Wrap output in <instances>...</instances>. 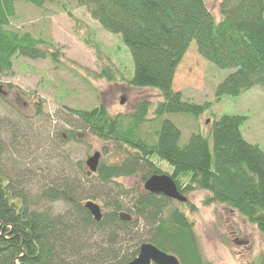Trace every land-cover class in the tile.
I'll return each instance as SVG.
<instances>
[{"label": "trees", "instance_id": "obj_1", "mask_svg": "<svg viewBox=\"0 0 264 264\" xmlns=\"http://www.w3.org/2000/svg\"><path fill=\"white\" fill-rule=\"evenodd\" d=\"M50 1L0 0V76L12 73L14 57L58 61V52L51 44L8 29L17 3L42 8ZM208 1L76 0L128 49L134 66L128 85L156 90L162 101L152 118L160 120L152 143L135 134L146 116V103L139 106L132 128L123 137L102 107L71 112L95 136L119 137L133 151L119 163L100 164L96 172L100 182L139 175L144 183L151 176L166 174L152 162L156 157L173 168L169 176L183 197L193 191L206 192L204 206H224L264 234V153L242 138L245 118L223 116L211 126L210 135L191 134L184 146L179 144V130L170 121H161L163 115L197 118L206 111V106L182 102L180 94L171 90L175 69L192 42L198 54L216 68L234 70L217 87V99L237 97L254 86L264 87V0H221L219 21L209 11ZM4 151L0 142V156ZM2 169L0 160V264H130L142 244L177 257L181 264H209L196 251L192 224L177 208L170 209L171 200L164 196H140L132 204L131 222L117 217L119 203L112 213L95 222L83 208L86 200L96 199L86 183L54 181L33 198L22 186L20 174L13 180L3 175ZM47 199L62 203L64 214L35 209L38 202ZM139 219L148 227L145 236H135L130 242L123 239L132 244L130 253H121L122 248L113 250L118 236L128 237L124 235L129 228L136 229ZM96 234L102 240L93 242ZM250 264H264V259Z\"/></svg>", "mask_w": 264, "mask_h": 264}, {"label": "rangeland", "instance_id": "obj_2", "mask_svg": "<svg viewBox=\"0 0 264 264\" xmlns=\"http://www.w3.org/2000/svg\"><path fill=\"white\" fill-rule=\"evenodd\" d=\"M220 1L207 3L215 16ZM14 12L8 29L51 44L58 52V61L14 57L12 73L0 76V142L5 145L0 156L3 175L15 180L20 174L24 178L22 186L27 187L33 198L54 181L86 183L91 194L98 198L95 202L103 214L112 213L113 206L119 203V213L133 216L132 204L148 194L141 177H121L102 183L97 174H88L91 170L86 162L98 153L100 164H115L127 152H133L119 137L132 128V117L143 103L147 104V114L135 134L148 143L155 141L160 120L154 121L152 113L161 100L160 94L153 89L128 85L134 71L128 49L120 37L104 31L75 0H51L42 8L20 2ZM230 73L201 59L195 42L191 43L173 74L172 89L181 94L183 101L204 105L208 111L195 119L182 114L165 116L179 129L181 146L187 144L191 134L209 133L214 116L216 120L221 116H237L245 118L240 130L242 138L264 153V90L257 87L237 98L224 96L217 102L216 88ZM99 107L117 123L115 131L120 133L117 139L95 136L71 112H88ZM151 160L168 175L173 172L165 161L156 157ZM207 196L203 191L186 195L194 211L185 203L174 200L169 203L170 209L177 208L192 224L195 248L202 261L209 264L262 261L264 234L224 206H204ZM35 209H48L57 215L65 207L55 202L50 207L40 203ZM147 229L139 219L136 229L129 228L124 235L128 237L119 235L113 248H109L115 251L122 248L121 253H130L133 247L129 240L145 236ZM124 238L129 242L124 243ZM98 240H102L98 234L92 237L93 242Z\"/></svg>", "mask_w": 264, "mask_h": 264}, {"label": "water", "instance_id": "obj_3", "mask_svg": "<svg viewBox=\"0 0 264 264\" xmlns=\"http://www.w3.org/2000/svg\"><path fill=\"white\" fill-rule=\"evenodd\" d=\"M123 102L121 101V104ZM100 155L98 153L90 157L86 164L93 172L96 170ZM144 190L153 195H163L168 199H172L181 203L186 201L176 189L173 181L167 176H153L144 184ZM85 207L89 210L91 216L95 221L101 219L100 210L97 206L87 203ZM130 264H180L179 261L164 252L159 251L156 247L150 244H143L140 246L138 256Z\"/></svg>", "mask_w": 264, "mask_h": 264}, {"label": "bare ground", "instance_id": "obj_4", "mask_svg": "<svg viewBox=\"0 0 264 264\" xmlns=\"http://www.w3.org/2000/svg\"><path fill=\"white\" fill-rule=\"evenodd\" d=\"M75 2H76V0H75ZM48 3V2H47ZM77 3V2H76ZM77 6L78 7H83V6H80L78 3H77ZM85 8V7H84ZM89 16L91 17V19H93V17H92V15L89 13ZM215 16V15H214ZM215 18H216V20L217 21H219L220 20V17H219V15L217 14V16H215ZM93 20H95V19H93ZM96 22H98L97 20H95ZM98 24H99V22H98ZM100 25V24H99ZM101 26V25H100ZM102 28V27H101ZM103 29V28H102ZM104 30V29H103ZM191 45V44H190ZM195 45H196V43H195ZM188 50V49H187ZM196 50H197V48H196ZM197 54H198V52H197ZM198 56L201 58V59H203L199 54H198ZM183 59V58H182ZM181 59V60H182ZM205 62H207V63H209L208 61H206L205 59H203ZM181 62V61H180ZM209 64H211V63H209ZM179 65V64H178ZM211 65H213V64H211ZM214 66V65H213ZM215 67V66H214ZM216 68V67H215ZM218 69V68H217ZM176 70V69H175ZM218 70H221V71H232V73L234 72V70H231V69H218ZM232 73H230V74H232ZM229 74V75H230ZM229 75H227V76H229ZM226 76V77H227ZM225 77V78H226ZM224 78V79H225ZM224 81V80H223ZM222 81V82H223ZM221 82V83H222ZM220 83V84H221ZM219 84V85H220ZM218 85V86H219ZM217 86V87H218ZM258 86H254V87H252L251 89H248L247 90V92L248 91H250V90H252V89H254V88H257ZM259 89H262V90H264V87H258ZM171 90H172V92L173 93H175L174 91H173V89L171 88ZM216 90H217V88H216ZM159 93V92H158ZM160 94V93H159ZM178 94H180V93H178ZM243 94V93H242ZM160 96H161V94H160ZM180 96H181V94H180ZM239 96H241V94L240 95H238L237 97H239ZM224 97V96H223ZM223 97H221V98H223ZM225 97H229V96H225ZM237 97H231V98H237ZM221 98L220 99H217L216 98V91H215V99H216V101L217 102H219L220 100H221ZM160 101H162V97H161V100ZM159 101V102H160ZM181 101L182 102H184V103H188V104H192L193 102H187V101H183L182 100V96H181ZM158 104V103H157ZM156 104V105H157ZM193 105H195V104H193ZM197 106V105H196ZM200 107H204V105H202V106H200ZM155 108H156V106H155ZM155 108H154V110H153V113H152V116H153V114H154V111H155ZM206 111H208V109L206 108ZM204 113V112H203ZM202 113V114H203ZM147 114V113H146ZM201 114V115H202ZM213 114V113H212ZM200 115V116H201ZM165 116H167V115H163V117H161V121L162 120H168V119H166L165 118ZM223 116H221L220 118H222ZM198 118V117H197ZM214 119H213V121H212V125L215 123V122H217V121H219L220 120V118H218L217 120H216V117L214 116L213 117ZM193 119V118H192ZM195 119V118H194ZM168 121H170V120H168ZM171 122V121H170ZM172 123V122H171ZM173 124V123H172ZM174 125V124H173ZM211 125V126H212ZM175 126V125H174ZM176 127V126H175ZM177 128V127H176ZM178 129V128H177ZM179 130V129H178ZM210 130H211V128H210ZM180 132V131H179ZM181 134V133H180ZM199 134H201V133H199ZM201 135H203V136H205V137H207L208 135H210V131H209V133H207L206 135H204V134H201ZM242 135V134H241ZM209 138V137H208ZM117 163H119V162H117ZM116 164V163H115ZM99 165H100V163H99V161H98V164H97V167H96V170L95 171H91L90 173L88 172V174L89 175H93V174H96V172H97V170H98V167H99ZM111 165V164H110ZM86 167L88 168V166H87V164H86ZM137 176V175H136ZM154 176H167V177H169L170 178V176L169 175H167V173L166 174H161V175H154ZM151 177H153V176H151ZM150 177V178H151ZM121 178V177H120ZM150 178H148V179H150ZM147 179V180H148ZM171 179V178H170ZM147 180H145V182L147 181ZM172 180V179H171ZM173 181V180H172ZM145 182L143 183V188H144V184H145ZM173 183L175 184V182L173 181ZM176 185V184H175ZM176 189H177V187H176ZM178 191V190H177ZM148 195H153V194H149L148 193ZM156 196H163V195H156ZM96 199L95 200H86L84 203H83V208L90 214V212H89V210L85 207V205L87 204V203H91L92 205H94V206H97L98 208H99V210H100V214H101V219L99 220V221H95L94 220V218H93V220L95 221V222H100L101 220H102V218H103V216L104 215H107V214H103L102 212H101V207H100V205L99 204H97L95 201H97V197H95ZM168 199V198H167ZM48 200V199H47ZM170 200H172V199H170ZM44 201V200H43ZM43 201H40V202H38V204H40V203H42V204H46L48 207H50L52 204H54L56 201H51V200H48V201H45V202H43ZM175 201V200H174ZM59 214H64V212L63 213H59ZM58 215V214H57ZM91 215V214H90ZM117 217L120 219V220H122V221H124V222H131L133 219H132V215H130V214H127V213H125V212H121V213H119L118 212V214H117ZM143 245V244H142ZM141 246V245H140ZM140 248V247H139ZM167 255H169V254H167ZM172 256V255H171ZM173 257H175V256H173ZM135 258H137V257H135ZM177 260H178V258L177 257H175ZM179 261V260H178ZM179 263H180V261H179ZM181 264V263H180Z\"/></svg>", "mask_w": 264, "mask_h": 264}]
</instances>
